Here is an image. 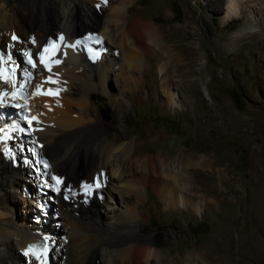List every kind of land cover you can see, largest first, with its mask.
I'll return each mask as SVG.
<instances>
[{
    "label": "bare ground",
    "instance_id": "obj_1",
    "mask_svg": "<svg viewBox=\"0 0 264 264\" xmlns=\"http://www.w3.org/2000/svg\"><path fill=\"white\" fill-rule=\"evenodd\" d=\"M208 1L214 11L222 8V0ZM241 1L228 0V21L233 15L244 18ZM115 2L0 0V249L7 250L0 252V264H21L15 245L27 251L35 246V254L30 253L41 264H100L99 259L102 264H193L190 253L173 256L149 249L150 238L138 227L146 188L165 209L198 215L201 205L190 199L197 177L204 181L217 175L224 186L230 183L233 194L225 191L224 198L235 199L239 192L226 165L220 169V161L208 155L212 151L205 142L193 150L165 144L147 154L142 148L166 137L149 132L144 140H131L118 118L112 133L100 121L94 97H106L113 112L123 115L125 102H131L143 83L140 70L147 57L156 60L168 104L174 96L169 79L181 77L183 91L198 97L196 74H203V67L197 70L201 55L195 46V20L171 26L178 35L169 34L144 16L129 22L130 8ZM234 36V43L249 40V47L264 46L263 25L261 31L242 29ZM25 52L33 55L37 67L27 63ZM36 53H42V59ZM25 68L31 82L25 83L21 98L5 81H27ZM112 80L119 94L112 92ZM254 153L251 180L264 193V145ZM86 174L92 184L79 186ZM116 194L121 207L111 208L118 205ZM16 195L23 200L24 222L35 212V230H23L26 223L15 225L11 202ZM51 209L57 226L65 230L61 238L50 237L43 225ZM104 210L107 218L102 221Z\"/></svg>",
    "mask_w": 264,
    "mask_h": 264
},
{
    "label": "rangeland",
    "instance_id": "obj_2",
    "mask_svg": "<svg viewBox=\"0 0 264 264\" xmlns=\"http://www.w3.org/2000/svg\"><path fill=\"white\" fill-rule=\"evenodd\" d=\"M120 1L117 0L114 6L122 4L130 8L129 22L144 16L169 34L178 35L170 28L180 26L185 19L197 22L195 46L201 55L197 70L203 67V74H196L200 95L195 97L183 91L182 78L175 74L176 77L169 79L170 92L174 96L168 104L169 97L161 85L164 79L160 80L156 73V60L147 57L140 70L144 75L143 83L131 102H125L123 115L117 116L113 112L106 97H94L99 106L100 121L110 127L112 133L118 118L131 140H144L149 132L153 136L166 137L142 148L147 154L165 144L193 150L205 142L212 151L208 155L220 161V169L224 170L225 164L228 178L232 179L230 182L237 181L239 185L235 199L232 196L224 198L225 191L233 194L230 183L224 186L217 175L204 181L197 177L190 199L200 203V215L181 208L165 209L161 199L147 187L140 205V233L150 238L149 249L173 256L190 253L193 264H264V193L254 185L250 173L254 150L264 145V46L249 47L246 44L249 40L234 43V35L239 30L261 31L262 25L264 28V0H242L240 9L246 12L243 19L233 15L235 21L226 19L228 0H222V8L218 11H214L208 0ZM124 50L127 52V47ZM162 61L167 63V59ZM113 80L110 83L112 92L119 94ZM173 163L177 166V162ZM90 179L86 174L79 186L92 184ZM180 182L184 183V180ZM30 187L36 188L31 184ZM103 195L107 197L106 192ZM17 197L20 195L11 202L15 225L26 223L22 225L23 230H35L38 226L34 222L35 212L24 222L23 200ZM119 199L116 194L114 202L118 205L112 204L111 208L121 207ZM133 204L135 201L130 202L129 207ZM54 212L51 209L43 224L50 237L53 234L61 236L65 231L57 226ZM106 214L104 210L102 221L106 220ZM104 249L113 261L111 248L105 245ZM6 251L0 249L2 254ZM14 252L21 264H41L20 245H15ZM110 258H106L107 263L111 262ZM99 263L102 264L101 259Z\"/></svg>",
    "mask_w": 264,
    "mask_h": 264
},
{
    "label": "snow or ice",
    "instance_id": "obj_3",
    "mask_svg": "<svg viewBox=\"0 0 264 264\" xmlns=\"http://www.w3.org/2000/svg\"><path fill=\"white\" fill-rule=\"evenodd\" d=\"M12 39H17L16 36H13ZM61 39H63V37H61ZM77 43H79V41H77ZM23 55H25L26 57H28V60H27V63L31 64L33 68L37 67V64L34 62L33 60V55L30 53V52H25L23 53ZM36 56L40 57L42 59V53H36ZM9 59H11V57H9ZM59 61H57L58 63ZM50 70V69H49ZM24 75L26 77H28V80L27 81H21V82H18L17 84H13L11 81H5V83L9 84L11 87H20V88H23L25 86V83H30V78H31V73L29 71L28 68H25L24 69ZM32 119H35V117H33ZM34 249H35V246H30L29 248V252H33L34 253ZM26 255L28 254V252L25 253ZM39 258V257H37Z\"/></svg>",
    "mask_w": 264,
    "mask_h": 264
}]
</instances>
